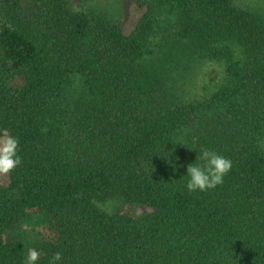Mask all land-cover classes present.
<instances>
[{
	"label": "trees",
	"instance_id": "16d2710c",
	"mask_svg": "<svg viewBox=\"0 0 264 264\" xmlns=\"http://www.w3.org/2000/svg\"><path fill=\"white\" fill-rule=\"evenodd\" d=\"M140 1L127 31L73 0H0V138L22 158L0 173V264H264V15ZM202 59L221 72L191 91ZM204 148L232 168L190 192Z\"/></svg>",
	"mask_w": 264,
	"mask_h": 264
},
{
	"label": "clouds",
	"instance_id": "9594fccd",
	"mask_svg": "<svg viewBox=\"0 0 264 264\" xmlns=\"http://www.w3.org/2000/svg\"><path fill=\"white\" fill-rule=\"evenodd\" d=\"M179 142V141H177ZM180 143V142H179ZM19 141L14 136L0 140V173H9L22 163V158L18 154ZM164 159L172 164V150H165L160 154ZM232 161L222 154L207 148L201 149L194 162L186 166V188L190 192L208 191L223 184L224 177L230 172ZM40 253L38 250L28 251L25 264H38ZM61 260V253L53 255L50 264H56Z\"/></svg>",
	"mask_w": 264,
	"mask_h": 264
},
{
	"label": "rangeland",
	"instance_id": "374dc122",
	"mask_svg": "<svg viewBox=\"0 0 264 264\" xmlns=\"http://www.w3.org/2000/svg\"><path fill=\"white\" fill-rule=\"evenodd\" d=\"M77 2L73 7L79 10H98L102 13L107 14L113 18H119L127 31H130L135 23L138 21L139 17L142 16L146 9L140 0H121L122 5H124V10L119 9V3L117 0H73ZM234 5L239 8L254 10L262 13L264 15V0H233ZM221 72V68L218 64L213 63L209 60L202 59L197 65H192L190 63V72L188 78V87L191 91H200L205 85L204 83L210 82L211 74H214L216 79ZM193 76V77H191ZM192 78V81L190 80ZM213 82V80L211 81ZM192 85V86H191ZM1 137L0 140H3ZM264 148V142H263ZM104 207L111 211L113 207V201H109L104 205ZM40 217L35 218L32 214L28 216V220L22 224V230L30 231L33 229H39L44 225L46 215L39 214ZM35 220V221H34ZM43 222V223H42Z\"/></svg>",
	"mask_w": 264,
	"mask_h": 264
}]
</instances>
